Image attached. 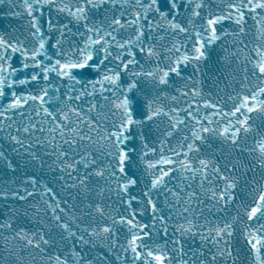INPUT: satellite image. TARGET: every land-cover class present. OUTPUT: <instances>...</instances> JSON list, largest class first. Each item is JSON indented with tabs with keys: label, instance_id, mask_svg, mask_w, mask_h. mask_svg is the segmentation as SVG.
Segmentation results:
<instances>
[{
	"label": "snow or ice",
	"instance_id": "6c2138e0",
	"mask_svg": "<svg viewBox=\"0 0 264 264\" xmlns=\"http://www.w3.org/2000/svg\"><path fill=\"white\" fill-rule=\"evenodd\" d=\"M0 264H264V0H0Z\"/></svg>",
	"mask_w": 264,
	"mask_h": 264
}]
</instances>
